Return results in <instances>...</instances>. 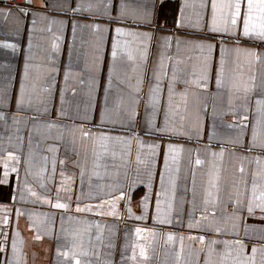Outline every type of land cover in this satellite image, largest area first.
I'll use <instances>...</instances> for the list:
<instances>
[{
    "label": "crops",
    "instance_id": "crops-1",
    "mask_svg": "<svg viewBox=\"0 0 264 264\" xmlns=\"http://www.w3.org/2000/svg\"><path fill=\"white\" fill-rule=\"evenodd\" d=\"M8 1L0 0V181L8 171L7 182L0 183V264H204L212 240L217 241L213 264H251L253 247L255 264H264L259 210L249 216L246 209H237L240 220L230 219L238 193L250 198L254 182L257 194L264 190V121L257 125L264 117V41L240 37L235 44V37L209 31L210 0H23L18 7ZM19 8L29 9L28 14ZM117 27L141 35L117 37ZM208 44L215 46L210 79L207 87L203 81L197 87L193 81L200 77ZM126 47L134 61L128 60ZM221 47L229 51L225 85L218 89ZM235 48L242 50L239 55L231 51ZM137 49H146V60ZM155 72L164 75L150 124ZM233 78L250 91L232 90ZM169 85V127L175 131L162 132ZM137 97L139 104L134 103ZM133 108L134 120L128 115ZM101 134L131 138L130 153L113 139L102 154ZM151 145H159L155 156ZM169 145L177 152L168 153ZM161 174L167 200L164 195L159 199L162 209L168 202L173 205L170 224L155 222ZM121 193L130 196V204L116 199ZM57 202L68 209L53 207ZM102 203L103 215L76 211L77 205L86 209ZM112 211L116 214L109 215ZM137 228L143 230L139 235ZM200 236L205 243L189 239ZM237 240L243 251L233 243ZM225 241L231 245L228 256Z\"/></svg>",
    "mask_w": 264,
    "mask_h": 264
},
{
    "label": "snow or ice",
    "instance_id": "snow-or-ice-1",
    "mask_svg": "<svg viewBox=\"0 0 264 264\" xmlns=\"http://www.w3.org/2000/svg\"><path fill=\"white\" fill-rule=\"evenodd\" d=\"M27 3H31V0H26ZM161 3H163V0H161ZM210 4H211V21L209 24V31L213 32V33H221L225 36H229V37H235L236 39L233 41L235 44H240L241 40L240 37H243L245 39H253V40H259V41H264V0H210ZM108 8L111 7V3L109 2V4L107 5ZM126 5L122 2L120 4V15L123 16L124 15V9H125ZM201 7H207V5L202 4ZM19 12L23 13L25 16L28 14V10L26 8H19L18 9ZM75 11H80V7L79 5L77 6ZM183 11V9L181 10ZM33 24L36 23L35 19H33L32 21ZM179 26V25H178ZM75 25H73V30L75 31ZM95 29L97 31H99V25H95L94 26ZM116 31V35L117 37L119 36H133V37H137L141 34L139 33H134V32H125L123 29L117 27L115 29ZM6 47H12L15 48V45H6ZM118 47H119V40H116L113 45H112V58L113 61L116 60L117 55H118ZM202 51L205 48V45L201 44L198 46ZM207 51H208V55L203 57V67L201 69V74L198 80L193 81V83L196 84L197 87L201 86V81H203L204 83V87H207L208 81L210 79V74H211V61H212V56L211 53L214 50V45L212 44H208L207 46ZM137 51H140V59L141 60H146V49L141 51L140 49H137ZM229 50L221 47L220 49V53H221V58H220V66L216 72V87L222 88L225 85V53L228 52ZM231 51H234L235 53H237V55H239V53L242 51L240 48H235L232 49ZM245 52V54L249 57H255L257 60L260 58V54L256 53L252 50H243ZM125 52L127 55L128 60L130 61H134L136 58L133 56V53L131 50H128L127 47L125 48ZM161 68H163V62L161 61ZM237 71H240L239 65H237ZM154 77L157 81V83L150 87V92H152L154 95L151 97L150 100V107H152L153 109V113H152V119L149 120V123L152 124L154 122V117L157 111V105L160 103V99H159V94L161 93V85L159 83V81L161 80L162 75H164V73L162 72H155ZM28 76V72H27V67L25 68V78H27ZM65 80H67V74L65 76ZM139 83V81H138ZM111 87V71L109 74V88ZM231 88L232 90L236 91V92H240L241 90H243L244 93H247L250 91V89L248 87H241L240 84H238L235 81V78H233V82L231 84ZM21 98L19 103L23 102V96H24V86L23 84L21 85ZM139 92V88H137V93ZM168 92H169V106L168 109L165 111V119H164V127L162 129H159L162 132H170V131H175V129H171L169 127V114L171 112V95H172V85H169L168 88ZM246 99V96L243 97ZM105 101H107V92L105 94ZM63 102V101H62ZM135 104H139V98L137 97L134 100ZM261 103V101H257V104L259 105ZM129 117L130 119H135L137 112L135 110V108H133L130 112H129ZM244 119H247V116L244 117ZM104 121V114H102V123ZM262 121H264V117H262L261 120H257V125L261 124ZM241 127H246V125H241ZM85 136L90 135V133H84ZM97 139L101 142L102 147H104L105 149V153L102 154H106L107 153V142L110 140L115 139L116 141L120 142V143H124L127 145L129 153L131 150V144H132V139L129 138L127 140H124L121 137H111V136H107V135H99L97 137ZM137 142L140 144V146H143V141L139 140V138L137 137ZM256 129H253V146H256ZM261 147H264V144L260 145ZM159 148V145H151L150 149H151V155L155 156L156 155V149ZM249 151H251V148L249 149ZM177 149L172 146L169 145L168 146V153H176ZM113 156H115V153H112ZM216 153H213V156H215ZM221 156H223V152L220 153ZM173 159H175V157H173ZM137 162H140V157H137ZM197 164H200L201 161L198 159L196 161ZM256 163L257 165L261 164V161L257 158L256 159ZM97 167H99V165H97ZM5 168L7 169V165H5ZM13 171H16L15 168L12 169ZM165 171H168V157L166 155L165 157ZM241 172L244 171L243 167H241L240 169ZM96 175H99V173H95ZM83 175V173H82ZM5 176V180L4 181H0V183H6L7 182V176H8V171L6 170L4 173ZM262 178H264V173L261 174ZM151 177H152V173H149V183L147 184V187L149 189V192H151ZM160 183H161V192L157 194V204H156V218H155V222L159 223V224H170L171 221V213L173 211V205L171 202L167 203V206L165 208H161V203H160V195H164L166 197L167 200V192L164 189V174H161L160 177ZM129 190H134V185L130 186ZM173 194H174V185H173ZM33 196L36 195V193H32ZM117 200L120 199H127L129 201H131L130 196H128L125 193H121L119 196L116 197ZM148 200H149V196L145 195V197L142 200V204L144 205V210L145 213L147 212V206H148ZM104 203H111L109 201H105ZM234 209H233V216L230 217V219H233L234 221H239L240 220V216L236 215V211L237 209H239L240 211H243L246 209L247 213L249 216H255V213L257 210H259V212L262 214L261 216H259L258 218L261 220H264V190H261L259 192V194H257V185L254 182L253 186H252V193H251V197L250 198H246V199H241L240 198V194L238 193L237 195V199L234 201ZM53 207L57 208V209H68V204L66 203H55L53 205ZM104 207V204H99L96 205L95 208L92 205H88L85 208H81L79 205H77L76 207V211L77 212H82V211H96L97 215H103L104 212L102 211ZM115 205L113 204V209H114ZM128 213L129 216L132 215V210L131 207L128 208ZM109 215H113L116 214L114 211L109 212ZM17 215L19 216V213H17ZM214 215V213H213ZM137 219H143V216L140 217H136ZM196 224L199 225V221H196ZM189 228L193 227V224L190 222L189 223ZM237 223L234 222L232 224V229H236L237 228ZM97 227H99V225H97ZM247 231V228L245 229ZM143 230L140 228L136 229V233L139 235ZM215 231L217 233H219L221 231L220 228H216ZM39 235H37L36 239H39ZM97 239H100L99 236H97ZM174 239V237L170 234L168 236V240L172 241ZM189 239H199L200 243L203 244L205 243L204 237L200 236V237H189ZM233 243L240 245V251H243V245L240 244V241H234ZM217 244L216 240H212L211 241V245L209 247V252L207 255V258L205 259L204 264H213V260H212V255L213 252L215 251V245ZM224 246H225V256L231 255V253L229 251H227L231 245L229 242L225 241L224 242ZM13 252H16V244L15 242L13 243ZM0 251H4L3 248H0ZM257 253V249L255 247H253L252 249V256L250 258H248L251 262V264H255V256ZM86 254V253H85ZM141 255H144V250L143 248H141ZM135 257L133 256V259ZM76 264H80V261L77 260Z\"/></svg>",
    "mask_w": 264,
    "mask_h": 264
},
{
    "label": "built area",
    "instance_id": "built-area-1",
    "mask_svg": "<svg viewBox=\"0 0 264 264\" xmlns=\"http://www.w3.org/2000/svg\"><path fill=\"white\" fill-rule=\"evenodd\" d=\"M23 0H9L8 3L13 7H18V4ZM25 1V0H24Z\"/></svg>",
    "mask_w": 264,
    "mask_h": 264
}]
</instances>
